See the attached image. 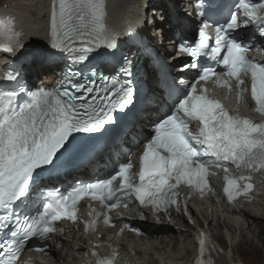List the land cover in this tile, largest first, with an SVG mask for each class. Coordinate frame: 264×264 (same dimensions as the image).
Here are the masks:
<instances>
[{
    "label": "snow or ice",
    "instance_id": "6c2138e0",
    "mask_svg": "<svg viewBox=\"0 0 264 264\" xmlns=\"http://www.w3.org/2000/svg\"><path fill=\"white\" fill-rule=\"evenodd\" d=\"M105 7L104 0H54L43 55L65 61L58 87L30 90L22 82L20 70L8 71L11 66H6L2 82L14 87L0 91V264H18L33 238L47 243L53 239L51 234H62L64 229L57 228L56 222H76V205L85 195L109 209L116 208L121 197L134 196L141 205L150 204L157 210L176 205L179 211L178 186L184 183L203 192L211 166L222 167L227 173V162L248 171L247 177H225L229 202H239L241 196L249 199L253 175L264 177V120L254 122L230 114L206 88L197 89L200 81L215 76L217 85L231 91L227 79L222 81L214 67L201 63L202 58L211 60L223 65L224 75L235 80L238 97L247 91L243 86L245 77L250 76L255 111L264 115V62L247 58L250 45L236 35L251 24L257 30L254 35L264 39V0H236L222 21L213 20L211 25L205 21L200 26L197 40L178 38L176 52L185 54L190 62L182 63L174 76L164 73V92L159 97L142 93L131 46L127 52L122 47L133 34L120 41L108 30ZM197 7H203V0ZM11 25L7 21L0 33L5 37L0 40V54L15 58L26 45L22 33ZM210 26L215 31L214 43H209L206 31ZM25 63L39 68L42 61L25 57ZM142 95L147 105L143 111L148 114L134 140L137 148L143 143L139 183L132 178L129 161L120 163L109 176L79 183L67 193L44 191V174L70 159L81 143L96 141L109 131L108 126L119 125L120 116L139 112ZM193 123L199 125L195 134L190 130ZM117 177L121 183L114 189L110 186ZM36 204L40 207L31 214ZM184 211L188 214L186 206ZM93 215L85 231L94 229L97 214ZM103 221L109 224L110 217L104 215ZM198 242L196 264H212L210 251L215 246L209 249L203 233ZM35 250L44 252L45 248ZM206 251L209 258H205ZM90 255L95 259H86L85 264H122L115 249L103 257L95 250Z\"/></svg>",
    "mask_w": 264,
    "mask_h": 264
},
{
    "label": "bare ground",
    "instance_id": "6f19581e",
    "mask_svg": "<svg viewBox=\"0 0 264 264\" xmlns=\"http://www.w3.org/2000/svg\"><path fill=\"white\" fill-rule=\"evenodd\" d=\"M104 0L105 3V26L108 30L121 36L127 29L132 28L142 34L147 39L156 42L169 31H181L188 28L191 23L190 16L185 8L181 7V0ZM51 0H0V8H8L17 16L18 21L28 28L27 43L31 47L19 57L34 58L39 57L42 61L39 68L29 65H23L25 74L29 77L41 76V74L52 75L57 67L47 64L48 57L43 55L48 45L47 41L41 45L43 33H46L49 40L47 27L48 10L52 7ZM194 16L193 13H191ZM36 31L34 33L31 32ZM42 30V32H41ZM173 34H167L166 39H170ZM165 39V38H164ZM7 54L0 55V69L4 64ZM6 57V58H5ZM18 57V58H19ZM8 58H11L8 56ZM152 85V84H151ZM257 200L248 206L242 208L244 214L236 220L229 216L218 215L216 207L207 203H200V213L192 216V222L199 228H207L212 237L217 241L215 249V264H264V191L257 193ZM220 216L224 224H229V233L231 237L224 240L219 235V229L216 224L212 225L214 217ZM235 216V215H234ZM202 217V218H201ZM209 217V219H208ZM236 217V216H235ZM191 224V223H190ZM185 223L183 228L176 231H166L162 229L156 236V240L150 238V242H138V247L133 254L138 257L139 264H196L199 258V250L191 247L192 235L190 231L192 225ZM170 237V235L175 234ZM237 238V241L235 239ZM158 242L159 246L152 245V242ZM153 242V243H154ZM199 245V243L197 244ZM69 253L63 254V259H68ZM205 258L207 255L205 254Z\"/></svg>",
    "mask_w": 264,
    "mask_h": 264
},
{
    "label": "rangeland",
    "instance_id": "374dc122",
    "mask_svg": "<svg viewBox=\"0 0 264 264\" xmlns=\"http://www.w3.org/2000/svg\"><path fill=\"white\" fill-rule=\"evenodd\" d=\"M263 228H264V225L260 229H263Z\"/></svg>",
    "mask_w": 264,
    "mask_h": 264
}]
</instances>
